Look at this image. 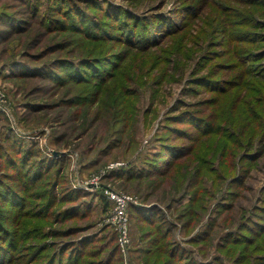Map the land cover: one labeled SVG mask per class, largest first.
<instances>
[{
	"label": "rangeland",
	"instance_id": "obj_1",
	"mask_svg": "<svg viewBox=\"0 0 264 264\" xmlns=\"http://www.w3.org/2000/svg\"><path fill=\"white\" fill-rule=\"evenodd\" d=\"M0 93V264H264V0H0Z\"/></svg>",
	"mask_w": 264,
	"mask_h": 264
},
{
	"label": "built area",
	"instance_id": "obj_2",
	"mask_svg": "<svg viewBox=\"0 0 264 264\" xmlns=\"http://www.w3.org/2000/svg\"><path fill=\"white\" fill-rule=\"evenodd\" d=\"M0 101H2L1 93ZM0 109H4L1 103ZM107 198L113 203L114 214L112 217V224H114L117 232L119 247L122 252L126 253L127 245L130 242L128 210L131 205H136L138 203L132 196L114 190L107 191Z\"/></svg>",
	"mask_w": 264,
	"mask_h": 264
},
{
	"label": "trees",
	"instance_id": "obj_3",
	"mask_svg": "<svg viewBox=\"0 0 264 264\" xmlns=\"http://www.w3.org/2000/svg\"><path fill=\"white\" fill-rule=\"evenodd\" d=\"M68 14V13H67ZM105 14H106V12H105ZM107 15V14H106ZM67 16H69V18H70V22H72V25H73V27H77L78 25H80L81 24V22H80V20H79V24H78V22H76L75 21V18L72 16V14H71V12L67 15ZM79 19H84L83 18V16L81 17V15H80V18ZM62 73H63V71H62ZM67 75H68V77H70V76H72L73 75V72L72 71H70V72H68L67 73ZM63 79H64V77H63ZM65 80V79H64ZM172 153L170 150L168 151V149H167V151H165V152H163V153H161V152H159L160 154H166V153ZM175 154L173 153V156H174ZM175 160H176V158H169V157H167V158H165V159H159V161H160V164L161 163H163V164H166V166H168V167H170L174 162H175ZM151 165H154V164H151ZM150 172H151V170H149ZM151 217V216H150ZM147 221H148V218L146 219ZM157 233V235L158 234H160V231L159 232H156ZM160 239V238H159ZM172 261H174L173 259H174V254H173V258H170ZM171 261V262H172Z\"/></svg>",
	"mask_w": 264,
	"mask_h": 264
},
{
	"label": "water",
	"instance_id": "obj_4",
	"mask_svg": "<svg viewBox=\"0 0 264 264\" xmlns=\"http://www.w3.org/2000/svg\"><path fill=\"white\" fill-rule=\"evenodd\" d=\"M56 155H57V153H56Z\"/></svg>",
	"mask_w": 264,
	"mask_h": 264
}]
</instances>
